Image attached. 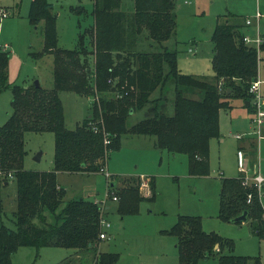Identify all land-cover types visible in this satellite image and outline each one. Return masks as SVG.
<instances>
[{
    "label": "trees",
    "instance_id": "1",
    "mask_svg": "<svg viewBox=\"0 0 264 264\" xmlns=\"http://www.w3.org/2000/svg\"><path fill=\"white\" fill-rule=\"evenodd\" d=\"M121 3L94 0V23L80 31L74 48H65L58 45L53 3L31 1V23L44 21L43 49L32 54L53 55L54 85L50 89L10 82V55L0 49V91L10 88L13 92L12 113L0 125V212L1 187L11 180L9 173L17 186L16 228L5 223L0 226V264H12L11 255L21 245L88 249L99 242L100 206L85 197L66 201V189L58 181L60 172L101 171L107 156L120 148L122 134L131 133L154 135L158 148L187 154L192 175H207L210 141L220 136V110L229 106L225 98L234 93L252 107L250 86L264 61V32L260 51L245 43L246 17L228 12V18L216 23L212 34L214 75L210 79L183 73L178 50L164 44L176 33V0H134L132 10L122 9ZM145 39L152 41V48L147 44L140 48ZM172 87L170 99L166 93ZM62 90L93 98L92 112L74 129L66 126ZM147 106V115L130 124V115ZM28 130L54 133L52 169L25 168L24 133ZM249 143L254 150L255 140ZM147 178L149 198H156L155 177ZM242 179L243 174L221 177L218 216L232 221L246 210L254 232L264 236L259 190L244 185ZM121 181L136 182L135 186L119 188L116 181L110 182L119 195V211L133 212L142 199L141 177L126 176ZM162 231L176 236L179 264H199L212 254L218 255V264H261L257 255L223 253L225 248L234 249L233 240L205 231L201 216L179 214L176 222ZM116 259L115 253L101 252L93 264H114Z\"/></svg>",
    "mask_w": 264,
    "mask_h": 264
},
{
    "label": "rangeland",
    "instance_id": "2",
    "mask_svg": "<svg viewBox=\"0 0 264 264\" xmlns=\"http://www.w3.org/2000/svg\"><path fill=\"white\" fill-rule=\"evenodd\" d=\"M32 0H0V49L9 52L10 82L30 86L39 80L42 87L50 89L54 85L53 55L36 57L33 51H41L44 45V21L33 25L28 18ZM53 3L56 25L59 34L58 45L74 48L81 30L94 23L93 0H49ZM134 0H122L121 8L132 10ZM82 6L83 8H80ZM74 8L75 11L72 10ZM176 33L164 41L169 48L178 50V66L183 73L204 75L212 78V56L214 44L212 33L217 21L228 18L227 12L242 16L255 15L261 11L262 17L249 33L264 32V0H176ZM80 11L81 13H77ZM7 16H3V13ZM226 13V14H225ZM245 31V29H244ZM246 32V31H245ZM141 49L152 48L151 40H143ZM4 44H8L5 48ZM192 49V51L190 50ZM92 65H94L92 63ZM93 67V66H92ZM264 77V61L260 66ZM173 97V87L166 93ZM157 96V92L154 96ZM66 126L74 129L92 112L93 98L87 94L62 90ZM13 92L10 88L0 91V125L12 113ZM225 99L229 106L220 110V136L211 138L209 174L192 175L189 172L188 157L185 153H173L160 149L154 135L124 133L120 148L106 158L105 172H63L59 181L66 189L65 200L85 197L106 201V212L111 225L106 238L100 239L92 248L78 249L66 246L21 245L11 255L12 264H93L101 252L117 254L114 264H179L177 238L163 232L170 228L179 214L201 216L205 231H216L231 238L234 249L225 248L223 253L259 256L264 264V236L254 232L252 220L224 221L218 216L219 192L222 176L241 175L239 161L247 163L248 174L257 170L264 174V124L262 133L256 131L254 100L252 107L245 104L242 97L234 93ZM147 106L130 115L133 124L147 115ZM173 108L170 110L172 112ZM240 134L242 138L235 135ZM27 153L24 166L33 170L53 168L55 136L52 131H25ZM255 140L254 150L250 141ZM247 141L246 148L243 143ZM242 148V150H239ZM244 150V151H243ZM242 152L241 155L239 152ZM254 151V152H252ZM41 152V158H35ZM243 174V173H242ZM126 176H139V194L142 197L133 212L121 213L119 202L112 197L119 196L110 186H135L136 182L121 179ZM147 176L156 180V198H149L151 191L143 182ZM134 183V184H133ZM108 192L112 193L107 196ZM264 203V189L259 190ZM17 186L11 179L1 187L3 211L0 212V226L5 223L15 229ZM260 196V195H259ZM119 198V197H118ZM199 264H218V255L212 254L201 259Z\"/></svg>",
    "mask_w": 264,
    "mask_h": 264
},
{
    "label": "built area",
    "instance_id": "3",
    "mask_svg": "<svg viewBox=\"0 0 264 264\" xmlns=\"http://www.w3.org/2000/svg\"><path fill=\"white\" fill-rule=\"evenodd\" d=\"M4 17L7 16L4 12L2 14ZM261 12L257 11V13L254 16H246L245 22L246 24L253 25L255 20H259L261 17ZM243 40L245 43L249 45H254L257 47L258 51H260V45L263 42V36L260 31H258L256 34H251L249 32H246L244 34ZM4 47L7 48L8 44H4ZM250 92L252 93V98L254 100V107H255V117L253 118L255 125H256V131L261 134L262 133V125L264 124V77L260 75V72L258 73L257 78L252 82L250 86ZM237 138H241L242 136L240 134L235 135ZM106 142H109V140H106ZM241 151L239 154L241 155ZM240 170L243 173V179L242 182L244 185H254L258 190H260L264 184V176L261 174V172L258 170L254 172L253 175L248 174L247 164L243 163L242 159L239 161ZM102 172H105L107 177L110 176V174L103 168H101ZM9 178H13L12 173L8 174ZM144 185L146 184L148 186V182H143ZM259 195L261 197V194L259 192ZM108 196V195H107ZM114 200H118L117 196L112 197ZM261 200V199H260ZM251 201V195H249L248 202ZM262 204L263 203V200ZM98 205L101 208V231L99 233V238L103 239L108 236V231L105 228L110 227L111 223L108 220L107 216H105L106 210V201L100 200L97 201Z\"/></svg>",
    "mask_w": 264,
    "mask_h": 264
},
{
    "label": "water",
    "instance_id": "4",
    "mask_svg": "<svg viewBox=\"0 0 264 264\" xmlns=\"http://www.w3.org/2000/svg\"><path fill=\"white\" fill-rule=\"evenodd\" d=\"M35 85H36L37 87L41 86L39 80H35ZM247 104H249V102H247ZM41 154H42V153L39 152V153H38V156H36L35 158L40 159V158H41ZM113 184H114V183H112V185H113ZM247 219H248V212L245 210V211L242 212L240 215L234 217L232 221H235V222H236V221H246ZM217 247H218V245L215 246V248H217Z\"/></svg>",
    "mask_w": 264,
    "mask_h": 264
},
{
    "label": "crops",
    "instance_id": "5",
    "mask_svg": "<svg viewBox=\"0 0 264 264\" xmlns=\"http://www.w3.org/2000/svg\"><path fill=\"white\" fill-rule=\"evenodd\" d=\"M93 1H94V0H93ZM257 11H259V10H256V12H255L254 14H256ZM260 12H261V11H260ZM229 13L238 14V13H236V12H229ZM225 14H226V13H225ZM227 14H228V12H227ZM261 14H262V13H261ZM239 15H241V14H239ZM246 16H250V15H246ZM246 16H244V17H246ZM253 16H254V15H253ZM261 17H262V15H261ZM261 17H260V18H261ZM260 18H259V20H260ZM259 20H255L253 26H255V25L259 22ZM217 22H218V21H217ZM215 26H216V25H215ZM250 26H252V25H249V26L247 25V26L245 27V31H246V32H249L248 30H249V27H250ZM214 29H215V27H214ZM212 34H213V33H212ZM211 37H212V36H211ZM190 50L192 51L191 48H190ZM241 138H242V137H241ZM246 143H248V142H247V141H244L243 146H242L243 149L246 148V145H247ZM239 150H242V148H239ZM243 151H244V150H243ZM246 164H247V163H246ZM257 171H258V170H257ZM259 171H260V170H259ZM62 173H63V172H60V173L58 174V181H59V177H60L59 175L62 174ZM241 174H242V173H241ZM261 174H262V173H261ZM239 175H240V174H239ZM262 175L264 176V174H262ZM6 185H7V184H6ZM59 185H60V186H63V185L61 184L60 181H59ZM220 186H221V180H220ZM219 193H220V192H219Z\"/></svg>",
    "mask_w": 264,
    "mask_h": 264
}]
</instances>
